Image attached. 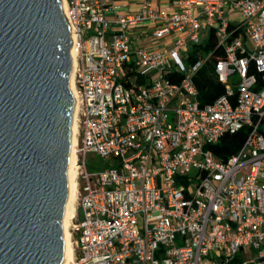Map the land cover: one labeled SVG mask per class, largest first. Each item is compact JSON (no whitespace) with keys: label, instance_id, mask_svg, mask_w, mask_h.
I'll use <instances>...</instances> for the list:
<instances>
[{"label":"built area","instance_id":"1","mask_svg":"<svg viewBox=\"0 0 264 264\" xmlns=\"http://www.w3.org/2000/svg\"><path fill=\"white\" fill-rule=\"evenodd\" d=\"M61 1L77 48L74 264H264V0ZM208 63L224 86L211 104L194 82ZM243 129L227 160L209 149ZM88 154L105 163L89 170Z\"/></svg>","mask_w":264,"mask_h":264},{"label":"water","instance_id":"2","mask_svg":"<svg viewBox=\"0 0 264 264\" xmlns=\"http://www.w3.org/2000/svg\"><path fill=\"white\" fill-rule=\"evenodd\" d=\"M60 0H0V264H61L75 100Z\"/></svg>","mask_w":264,"mask_h":264},{"label":"bare ground","instance_id":"3","mask_svg":"<svg viewBox=\"0 0 264 264\" xmlns=\"http://www.w3.org/2000/svg\"><path fill=\"white\" fill-rule=\"evenodd\" d=\"M61 1V0H60ZM62 10H64V3L61 1ZM71 57H72V74L70 79V90L73 94H75L74 90V69L76 65V55H77V48L74 43L71 46ZM77 107L75 104L73 114H72V125H71V146L69 149L68 155V167H67V181H68V198L64 206V211L62 215L61 225H62V232H63V242H64V251H63V258L61 264H74V245L71 241V234L70 228L71 222L75 215V161H76V154H75V147L77 144Z\"/></svg>","mask_w":264,"mask_h":264},{"label":"trees","instance_id":"4","mask_svg":"<svg viewBox=\"0 0 264 264\" xmlns=\"http://www.w3.org/2000/svg\"><path fill=\"white\" fill-rule=\"evenodd\" d=\"M210 45L212 48H215L213 47L214 44L212 42H210ZM213 59L216 60L217 58L214 57ZM194 82L199 90L200 100L202 103L211 104L224 92V86L216 80L210 63L199 71L194 79ZM245 136V129L240 130L235 134L225 135L217 144L210 146L209 149L217 158L225 161L240 149Z\"/></svg>","mask_w":264,"mask_h":264},{"label":"rangeland","instance_id":"5","mask_svg":"<svg viewBox=\"0 0 264 264\" xmlns=\"http://www.w3.org/2000/svg\"><path fill=\"white\" fill-rule=\"evenodd\" d=\"M164 3V2H162ZM152 39H149V38H145V37H142L140 38V40H137L135 41V48H142L143 46H146L147 44H154L155 41L152 40ZM170 39H165L163 41L160 42L161 46L164 47V46H167L170 44ZM159 74H155L153 76V80H157L159 78ZM105 163L104 160H102L100 157H98L97 155L95 154H88L86 156V165L88 167L89 170H97L98 168H100L101 166H103V164ZM70 228V227H69ZM72 243H73V240L71 239Z\"/></svg>","mask_w":264,"mask_h":264},{"label":"crops","instance_id":"6","mask_svg":"<svg viewBox=\"0 0 264 264\" xmlns=\"http://www.w3.org/2000/svg\"><path fill=\"white\" fill-rule=\"evenodd\" d=\"M153 45H154L153 48H150L149 50L157 48L159 45V42L156 41Z\"/></svg>","mask_w":264,"mask_h":264}]
</instances>
